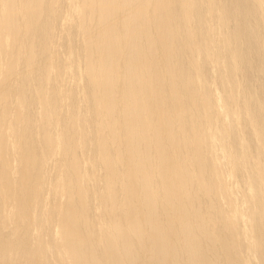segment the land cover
Listing matches in <instances>:
<instances>
[{"label": "bare ground", "instance_id": "1", "mask_svg": "<svg viewBox=\"0 0 264 264\" xmlns=\"http://www.w3.org/2000/svg\"><path fill=\"white\" fill-rule=\"evenodd\" d=\"M0 264H264V0H0Z\"/></svg>", "mask_w": 264, "mask_h": 264}]
</instances>
